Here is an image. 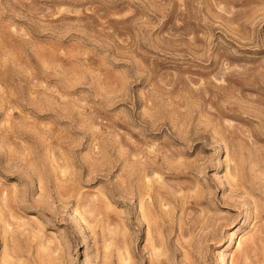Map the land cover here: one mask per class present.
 Instances as JSON below:
<instances>
[{
  "label": "rangeland",
  "instance_id": "374dc122",
  "mask_svg": "<svg viewBox=\"0 0 264 264\" xmlns=\"http://www.w3.org/2000/svg\"><path fill=\"white\" fill-rule=\"evenodd\" d=\"M0 264H264V0H0Z\"/></svg>",
  "mask_w": 264,
  "mask_h": 264
}]
</instances>
